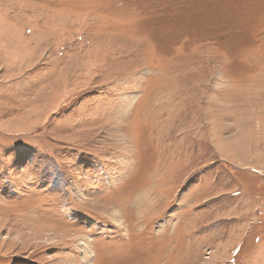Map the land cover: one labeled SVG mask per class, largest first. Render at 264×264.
<instances>
[{"label":"rangeland","instance_id":"1","mask_svg":"<svg viewBox=\"0 0 264 264\" xmlns=\"http://www.w3.org/2000/svg\"><path fill=\"white\" fill-rule=\"evenodd\" d=\"M0 264H264V0H0Z\"/></svg>","mask_w":264,"mask_h":264}]
</instances>
